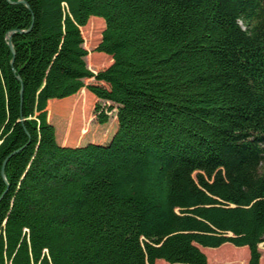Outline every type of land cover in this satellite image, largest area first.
<instances>
[{
    "label": "trees",
    "instance_id": "1",
    "mask_svg": "<svg viewBox=\"0 0 264 264\" xmlns=\"http://www.w3.org/2000/svg\"><path fill=\"white\" fill-rule=\"evenodd\" d=\"M79 94L103 140L58 138ZM261 244L264 0H0V264H259Z\"/></svg>",
    "mask_w": 264,
    "mask_h": 264
},
{
    "label": "rangeland",
    "instance_id": "2",
    "mask_svg": "<svg viewBox=\"0 0 264 264\" xmlns=\"http://www.w3.org/2000/svg\"><path fill=\"white\" fill-rule=\"evenodd\" d=\"M104 28V24L101 20L99 19H89V21L87 22V24L81 28V34L83 37V41H84V47L87 49L88 55H92L94 56V59L97 56H102V63L99 67L97 68H92V66L90 65V63L88 62V59L85 58L86 64L88 68H91V71L96 72L99 70H103L105 68H107L110 64H111V58L109 56H105L103 54H99V53H95V49L98 46L99 42H100V38H101V32ZM96 56V57H95ZM86 85L88 84H92L94 83L92 79L90 80H86L84 82ZM88 93V92H87ZM88 96V97H87ZM87 96H82V95H78V97H76L72 102L71 105L75 110L77 108L78 111H75V115L74 118H76V120L73 121V123L71 122V125L69 127V131L66 129L68 123L65 122L66 121V117H60V116H55L52 115L49 120L53 121L52 125L55 126L56 128V134L58 136V138L60 137L61 142L65 143V137H70L71 133H73L74 135L71 136V139H75V140H80L83 138H89L91 140H103V138H105L106 135V129L103 127H99L94 118H93V106H94V101H91L92 99H94V97L90 96L87 94ZM84 99V101L86 100H90V105L88 107H85L83 105V103L81 104V101ZM85 101V102H86ZM100 105H103L102 103H99ZM106 105H109V103H104ZM59 115V113H58ZM64 123L66 126H64ZM76 127V128H75ZM75 128V129H74ZM76 131V132H75ZM87 131V132H86ZM86 132V133H85ZM85 133V134H84ZM229 247L232 250H237V248H234L233 246ZM259 251H260V260H259V264H264V244L259 245L258 247ZM204 253V255L206 256L207 259V264H216V258L218 257V255L215 252V249H201ZM240 250V249H238ZM235 251V252H231V251H227L230 254H228L226 257V261H221L219 264H248L249 261V253L247 251V249H243L241 251ZM157 262H160L157 261ZM155 262V264L157 263Z\"/></svg>",
    "mask_w": 264,
    "mask_h": 264
},
{
    "label": "water",
    "instance_id": "3",
    "mask_svg": "<svg viewBox=\"0 0 264 264\" xmlns=\"http://www.w3.org/2000/svg\"><path fill=\"white\" fill-rule=\"evenodd\" d=\"M7 1H8V0H7ZM9 34H10V33H9ZM11 34H12V33H11ZM11 34H10V35H11ZM10 35L7 34V37H6V39H7V41H8L7 44H8V47H9V50L11 51V53L14 54V51H13V48H12V45H11V42H10ZM21 92H22V90H21ZM1 174H2V176H3V172H2Z\"/></svg>",
    "mask_w": 264,
    "mask_h": 264
},
{
    "label": "bare ground",
    "instance_id": "4",
    "mask_svg": "<svg viewBox=\"0 0 264 264\" xmlns=\"http://www.w3.org/2000/svg\"><path fill=\"white\" fill-rule=\"evenodd\" d=\"M7 37V36H6Z\"/></svg>",
    "mask_w": 264,
    "mask_h": 264
}]
</instances>
